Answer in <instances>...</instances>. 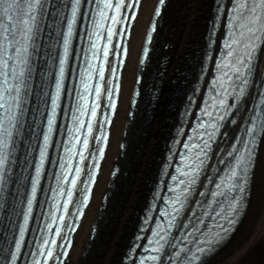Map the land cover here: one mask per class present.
Instances as JSON below:
<instances>
[{"label":"bare ground","instance_id":"1","mask_svg":"<svg viewBox=\"0 0 264 264\" xmlns=\"http://www.w3.org/2000/svg\"><path fill=\"white\" fill-rule=\"evenodd\" d=\"M157 1L142 0L124 69L109 154L68 264H122L148 204L181 107L198 78L215 0H170L145 71L144 86L152 83L157 91L150 104H145L143 99L135 118L130 117L140 53ZM160 58L162 61L158 62ZM236 129H230V133L233 135ZM123 141L127 144L124 151ZM115 164L121 173L111 180ZM106 193L109 199L103 206ZM94 225L99 231L92 238ZM204 264H264V136L246 215L232 238Z\"/></svg>","mask_w":264,"mask_h":264},{"label":"snow or ice","instance_id":"2","mask_svg":"<svg viewBox=\"0 0 264 264\" xmlns=\"http://www.w3.org/2000/svg\"><path fill=\"white\" fill-rule=\"evenodd\" d=\"M99 0H68V3L66 5L68 10V17L66 21L64 22V30L62 33V38L60 41V46L63 51V55L59 59L58 63V74L56 75L55 81H54V95L50 98L51 103L49 105L50 114L46 118V132L43 135L42 138V146L39 150V167L35 168V174L32 180L31 184V195L33 198H36L38 196L39 191L42 189L39 188V185L41 183L42 178V171L41 169L46 166V164H51L52 161L48 155L49 148H55V136L59 134V128L57 125V117H58V110L60 116H66L69 115L68 113H65L62 108V103L65 102L69 96L73 95L67 91V88L65 87L66 80L71 79L72 73H71V63L75 60V52L73 49V41H79L81 39L79 32L77 30L78 25H83L84 21H90L93 31H86L84 39L89 41V52L91 53L90 56L82 57L85 60L86 64V71L84 73H81L78 77L80 80V83L82 85L81 89L74 94L75 98V112L72 113L71 119L75 125V129L73 130V137L76 138V133H78L81 129L87 128L88 132H91V126L85 125L83 121V116L87 114L90 117L96 116V109L95 105L92 106V108L89 110L88 108V96L93 95L94 97H99L100 95V89L99 87H90L89 81L92 80V73L95 69V63L94 61L97 58H107L109 55V52L107 48L99 49L97 46L96 41L92 40L93 36H96L97 40L99 39V36L96 34L95 29L99 27L98 20L93 17L92 14L85 15L84 12L81 11L82 8H87L89 5L97 4ZM161 3L164 2V0H160ZM52 3V0H0V73H3L4 75H7L6 69L10 67L8 65L7 59L4 58L3 54L6 51H13L18 55V57L23 61V63L26 65L27 60L25 59L26 54L28 53V46L31 44L33 40L34 35V29L38 28V22H37V15L43 14L45 8L47 5ZM129 4H131V0H129ZM221 7V5H218V8ZM113 8V4L111 3V0L109 2L105 3L104 9ZM121 9L119 7V0L115 7V11L119 12ZM125 12L128 11V7H125ZM133 12H135V8L132 9ZM232 12L236 13L235 16H229L227 19L229 22L233 20L241 21L239 23V35L243 38L245 33L248 35V39L251 42H256L261 39L259 35H257L258 32L261 31V29H264V0H236L235 6L232 7ZM159 13H157L158 15ZM99 16H103V11H100ZM111 19V17L109 18ZM125 20L121 19L118 21L121 28L123 29ZM127 23H131V21H127ZM260 23L261 28L257 29L254 28L253 25ZM112 31L109 29L107 31V34L104 36V39L106 42H110L112 40ZM117 36V42L120 41L121 36H125V39L127 38L126 34L124 32H118L116 34ZM23 42V43H22ZM236 43H242L245 45L246 48L251 49L252 44L248 41H245L244 39H241L237 41L235 38L230 36V44L226 45V48H228L227 55H232V45ZM126 48L119 50V58L121 60L124 59L126 55ZM113 61L115 62V59L117 57V50H113L112 52ZM251 60V51L248 52L247 57L240 60L239 63L241 65L250 63ZM91 61V62H90ZM220 67L223 69H226L228 65H220ZM118 68H114L109 66L108 74L110 77H115L117 74ZM234 71L239 74V67L234 68ZM23 72H20L19 75H23ZM227 75V73H226ZM104 77V71L103 69L96 70V79L97 81L103 79ZM5 83L7 81L5 80ZM245 83H247V80H245ZM6 92L12 91V89H6L4 90ZM106 97L109 100L114 101L116 96V89H113L112 92H105ZM115 104L109 106V111H111V108L114 107ZM0 110H3L4 113L7 115V124L10 127L5 126V122L0 121V195H3V189H4V183H5V173L7 171V164L9 162L7 150L10 148L9 138L14 135V133L11 131L12 127H15L14 121L16 120L15 115L10 114V108L7 104V101L5 100V95L3 93H0ZM78 113V115H77ZM256 125H252V131L255 132ZM50 136L52 137V140L50 141ZM76 142L80 143L83 148L88 147V141L83 140L79 141L78 139ZM100 143H103V140L100 141ZM102 149L99 150L95 155L100 156L102 155ZM241 156L239 159L234 157V160H236V163L233 165V169L230 171L227 179L225 182L218 183L216 185L217 191L213 192L211 195L213 198H223L224 200H227L229 197H231V204L230 208L235 207L239 202L237 201L236 194L242 193L244 191V188L241 184L242 180L247 179V171L248 168L251 165L252 161V153L254 152V147L250 146L249 144H243L242 148L240 149ZM91 155V154H90ZM80 158L83 159L82 154H80ZM61 168L65 167V165L61 164L59 165ZM93 168H95V165H93ZM79 170H76V173L78 174ZM59 179V178H58ZM175 179V178H174ZM68 183H75V181H68ZM177 183H183V181H177ZM185 197L186 193L188 192V188H185L183 190ZM85 195L87 193L85 192ZM213 204L220 203V200L213 199ZM176 204H180L181 208L183 207V202L181 201V197L177 196L172 202L173 206V213H172V220H175L180 213L181 208H177ZM28 212L31 213L33 210V204L32 200L30 199L27 204ZM213 212H215L216 215L222 216L223 214L221 212H216L215 209H213ZM193 216H196L195 213H192ZM239 215V209L235 208L234 215L227 218V225H220L219 233L216 238H214L215 243L219 244L221 240H226L228 233L232 230L231 226L236 220V216ZM25 223H28V215H25ZM172 220L168 221V228L167 231H170L173 227ZM200 219L196 221V223H193L189 221V225H186L185 227L188 228V231L184 233V240L186 241L189 237H193L194 234L198 231L196 224L200 223ZM155 236H160V232H156L154 234ZM179 235V234H178ZM20 236H24L23 230L20 232ZM160 239H165V237L160 236ZM173 239H175L173 237ZM159 243V241H153L149 240L148 244L151 245L153 243ZM182 242L176 241L175 244H171L169 246L174 248V251L172 253L168 254L169 259H174L176 261H179L180 264H194V261L197 260L199 257L197 256V253H202L205 251V247H202V245L210 244L209 241H201L199 237H196V243L197 248L196 252H191V249H188L183 246H179ZM139 245H136L138 247ZM22 245L20 243L16 244V250L19 252L21 250ZM156 251L161 252L163 250V245H161L160 248H152L149 249L148 247H145L144 251ZM47 256H52L51 252L45 253ZM19 257H17L15 254L11 256V264H17V260ZM136 259L139 260L140 264H144L145 258L144 257H137ZM147 259L155 262L159 259L158 256H151L147 257ZM0 264H3V261H0Z\"/></svg>","mask_w":264,"mask_h":264},{"label":"rangeland","instance_id":"3","mask_svg":"<svg viewBox=\"0 0 264 264\" xmlns=\"http://www.w3.org/2000/svg\"><path fill=\"white\" fill-rule=\"evenodd\" d=\"M161 59H162V58H160V59L158 60V62H161Z\"/></svg>","mask_w":264,"mask_h":264}]
</instances>
